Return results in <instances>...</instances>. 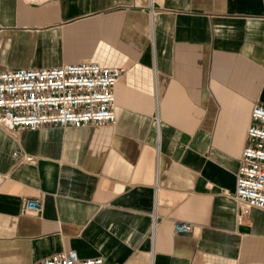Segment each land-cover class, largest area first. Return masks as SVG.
Instances as JSON below:
<instances>
[{
	"label": "crops",
	"instance_id": "0c3cea01",
	"mask_svg": "<svg viewBox=\"0 0 264 264\" xmlns=\"http://www.w3.org/2000/svg\"><path fill=\"white\" fill-rule=\"evenodd\" d=\"M81 62L125 68L116 120L0 127V264H264V210L233 198L264 0H0V71Z\"/></svg>",
	"mask_w": 264,
	"mask_h": 264
},
{
	"label": "built area",
	"instance_id": "2783aa9c",
	"mask_svg": "<svg viewBox=\"0 0 264 264\" xmlns=\"http://www.w3.org/2000/svg\"><path fill=\"white\" fill-rule=\"evenodd\" d=\"M125 72L121 66L95 62L65 63L39 68L0 71V127L9 130L36 129L44 125L79 127L113 124L116 120L114 89ZM31 161V156H24ZM233 198L238 220L251 208L264 210V107L255 104L245 130V144L238 156ZM35 199L23 202L21 210L37 213ZM156 224L152 212V232ZM176 232L188 233L192 225L175 221ZM30 264H117L100 256L77 258L73 251L56 252Z\"/></svg>",
	"mask_w": 264,
	"mask_h": 264
}]
</instances>
